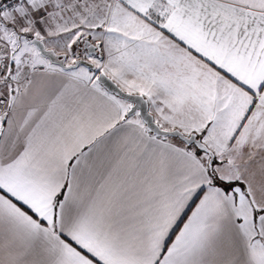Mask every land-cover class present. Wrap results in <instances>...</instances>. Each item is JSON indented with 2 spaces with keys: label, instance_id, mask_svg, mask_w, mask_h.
Masks as SVG:
<instances>
[{
  "label": "snow or ice",
  "instance_id": "snow-or-ice-1",
  "mask_svg": "<svg viewBox=\"0 0 264 264\" xmlns=\"http://www.w3.org/2000/svg\"><path fill=\"white\" fill-rule=\"evenodd\" d=\"M0 264H264V0H0Z\"/></svg>",
  "mask_w": 264,
  "mask_h": 264
}]
</instances>
